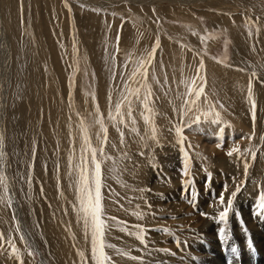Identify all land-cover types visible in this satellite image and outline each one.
Returning <instances> with one entry per match:
<instances>
[{"label":"rangeland","instance_id":"374dc122","mask_svg":"<svg viewBox=\"0 0 264 264\" xmlns=\"http://www.w3.org/2000/svg\"><path fill=\"white\" fill-rule=\"evenodd\" d=\"M144 1L0 0V170L11 199L0 201V264H95L68 158L72 169L81 162V125L100 147V115L110 157L101 164L103 204L116 218L105 240L127 253L106 248L113 264H205L220 251L228 264H264V0ZM157 38L147 79L132 77ZM193 80L204 88L199 100L188 94ZM176 126L194 184H185ZM233 148L239 154L227 155ZM237 188L227 221H217ZM137 225L144 242L132 234Z\"/></svg>","mask_w":264,"mask_h":264},{"label":"snow or ice","instance_id":"6c2138e0","mask_svg":"<svg viewBox=\"0 0 264 264\" xmlns=\"http://www.w3.org/2000/svg\"><path fill=\"white\" fill-rule=\"evenodd\" d=\"M67 6V5H66ZM94 11H99V9H94ZM155 11V9H153ZM119 40V37H117V41ZM160 47L159 38L156 40L155 48L152 49L151 53L149 54V59L147 61L142 60L140 61L139 65L131 72V76L135 77L137 74L142 75V77L146 80L148 76L147 68L145 67L146 64L151 63V58L154 57L156 48ZM204 64L203 60L200 62V70H203ZM74 75L73 74V81H74ZM253 76L256 75L255 72L252 73ZM200 79L203 81L204 77L200 76ZM145 87L148 89V93L144 100V107L148 109L149 112H151V109L148 108V97H150V86L145 85ZM186 87L188 88V94L191 95L193 92H195L196 100H199L201 94L204 92L203 86H201L198 90L195 89V80L192 81L191 84L186 83ZM137 89V93H138ZM93 99H95V94H91ZM248 98L251 104L252 109V118L255 119L256 115V102L252 98V88L249 86L248 88ZM111 100V97H109ZM126 99V97H125ZM120 109H121V102H117L115 105V112L116 115H120ZM96 112L99 114V106L96 107ZM129 116L131 115V106H129L128 109ZM187 113H185L186 115ZM116 115H113L111 112L109 113V119L114 123H123V119L121 118L120 121H117ZM199 117L196 118L194 123L199 122ZM144 120L147 123L149 121V117L147 115L144 116ZM214 123L220 124L221 121L219 119V113H216V119L213 121ZM96 123L99 125L100 131L97 133V140L100 143L99 148L92 147L91 142L89 140L87 129L81 125L83 131H84V137H83V148H82V154H81V162L76 165L75 169H72L71 161L73 157L69 156V177L71 178L73 176V171L76 173L75 183L78 185V200H79V212L82 214V218L84 221V229L86 235L90 233L91 236V245H92V259L95 261V264H113L111 256H109L105 249H114L116 251L117 255H127V253L121 252L120 249H117L115 245L111 243H106L105 240V233L106 230L109 228L108 221L115 220V217H108L105 213L104 209V196L102 194L101 189L105 186L102 182V173H101V164L104 162V160L110 159V157L106 156L104 154V148L103 144L107 141V131L108 129L105 127L103 116L100 115L99 118L96 120ZM135 123V121H133ZM119 131V128H117ZM223 129H221L222 131ZM133 132H136L137 129L133 128ZM175 133L178 137V144L181 146V151L183 152L184 162H183V168H182V174L185 177H188V180L185 181V184L187 185L189 181L194 184V180H192L190 176V168L188 166V160L190 159L189 153L183 148L184 142L187 139V137L183 134L184 128L181 126L175 127ZM120 137H121V143H123V137L124 133L123 131H120ZM4 135L3 133H0V159H3L6 155V153L3 151L4 146ZM151 139L156 140V129L155 127L152 128V136ZM219 146V145H218ZM84 152H90L91 154V169L87 167V157L83 154ZM97 152L100 153L101 159H97ZM233 152H236L239 154L238 148H233L231 151L227 153V155L232 156ZM143 154V153H141ZM253 158L255 157V153H252ZM247 164H245V170H247ZM210 178V174H209ZM0 186L3 187L4 195H0V201H6L8 204H11V199L7 196L8 193V184H7V178L4 175L3 171L0 170ZM240 191L239 188L236 189V191L231 193V199L228 201V205L223 208L222 211L218 213V216L216 217L217 221L226 222L229 216V211L232 207V201L236 198L237 193ZM264 198V197H262ZM219 204L224 205L225 201L223 196L219 198ZM115 227H119L121 231H128V228L126 225L121 226V223H117L113 225ZM138 231L135 233H132L136 236L137 239H139L141 242H144L145 239V229L140 228L139 225L136 226ZM19 225L16 227V231H19ZM4 233L0 232V241H4ZM20 239H25L24 236H21ZM11 242V241H7ZM179 243V241H177ZM12 252L13 256L16 257L19 255V249L15 247V244L12 245ZM29 256H33L34 252L29 251ZM81 259H84L83 252L80 253ZM131 259H138L137 257H130ZM20 264H23V261H20Z\"/></svg>","mask_w":264,"mask_h":264},{"label":"bare ground","instance_id":"6f19581e","mask_svg":"<svg viewBox=\"0 0 264 264\" xmlns=\"http://www.w3.org/2000/svg\"><path fill=\"white\" fill-rule=\"evenodd\" d=\"M128 1V0H127ZM132 1V0H131ZM135 1H139V0H135ZM144 1V0H143ZM163 1V0H162ZM167 2H170V3H174V2H176V4H177V2L179 3V2H182L183 0H166ZM165 1V2H166ZM191 1H195V0H191ZM134 2V1H133ZM148 2L150 3V4H153V3H157L158 2V0H148ZM148 2H146L147 4H148ZM185 2V1H184ZM144 3H145V1H144ZM143 2L142 3H136L135 2V4H141L142 6H143V4H144ZM188 3V2H187ZM158 4H159V2H158ZM180 4V3H179ZM187 5V4H186ZM9 64V63H8ZM10 68V67H9ZM216 71V70H215ZM211 72V71H210ZM230 94V93H229ZM231 96V95H230ZM232 99H233V97H232ZM232 99H230V101L232 100ZM241 100V99H240ZM234 105H236V104H234ZM227 107V106H226ZM238 110V109H237ZM240 110V109H239ZM236 117V116H235ZM15 198V197H14ZM13 198V199H14ZM16 199V198H15ZM13 208H12V210H14L15 211V213H16V216L17 215H19V214H17L18 212H19V210H18V206H17V203L15 202V201H13V206H12ZM21 212V211H20ZM15 216V217H16ZM18 218V217H17ZM40 221V220H39ZM22 222V221H21ZM252 223V222H251ZM23 225V224H22ZM25 235V234H24ZM228 236V235H227ZM31 237V236H30ZM236 237V236H235ZM26 238V240L28 239V240H31L30 238H27V237H25ZM31 242H34V246L36 245V243H35V241H33V240H31ZM214 244V243H213ZM259 249L260 250H262L263 251V253H264V247H259ZM37 250V249H36ZM216 251V250H215ZM37 252H38V250H37ZM217 252V251H216ZM222 253H223V251H220V254L216 257H212V260H210V261H203V262H205V264H216L217 262H215V261H218L219 260V262H220V264H222L223 262H224V264H228L227 263V261H228V259L226 260L225 259V255H224V257H223V255H222ZM225 253V252H224ZM181 254H183V252L181 253ZM185 254V253H184ZM181 257H183V256H181ZM180 257V258H181ZM185 258V257H184ZM204 259H206L205 257H203ZM218 258V260H216Z\"/></svg>","mask_w":264,"mask_h":264}]
</instances>
